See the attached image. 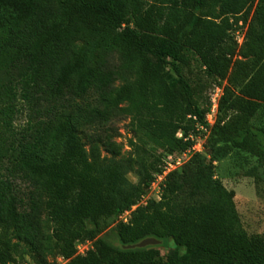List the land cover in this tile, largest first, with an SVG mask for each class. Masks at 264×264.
I'll return each instance as SVG.
<instances>
[{"label":"trees","instance_id":"obj_1","mask_svg":"<svg viewBox=\"0 0 264 264\" xmlns=\"http://www.w3.org/2000/svg\"><path fill=\"white\" fill-rule=\"evenodd\" d=\"M190 55L223 90L210 152L171 171L161 198L119 221L112 239L111 220L206 124L212 91L203 98L184 75ZM0 73V264H18L22 245L38 264L54 252L65 264H154L170 242L165 264H264V233L246 231L214 164L233 149L264 163V0H0ZM18 99L29 110L22 129ZM119 115L160 149L139 184L100 160L98 146L122 155ZM147 237L162 242L125 247ZM86 240L93 247L81 253Z\"/></svg>","mask_w":264,"mask_h":264},{"label":"rangeland","instance_id":"obj_2","mask_svg":"<svg viewBox=\"0 0 264 264\" xmlns=\"http://www.w3.org/2000/svg\"><path fill=\"white\" fill-rule=\"evenodd\" d=\"M247 28L248 26L246 25L244 29L247 30ZM241 36H244V31ZM239 45L241 46L242 44ZM162 71L167 73L170 81L178 82V76L172 66L166 65L162 68ZM183 73L192 85L196 86L198 93L203 98L210 96L214 81L206 75L196 56L190 55L188 63L183 67ZM2 82H7V76L0 73V83ZM123 83L124 81L119 80L117 85H122ZM17 104L21 111L17 114L14 125L17 129H22L27 124L29 110L22 100L18 99ZM111 124L117 130L118 142L123 146L122 155L114 158L103 151L101 146H98L100 160L104 164L112 162L123 164L128 185L139 184L143 179V162L146 161L148 164L153 162L160 155V149L147 138L142 129L133 123L130 117L125 115L116 116L111 120ZM202 132H197L194 137H202L203 152L208 155L210 152L207 140L209 133ZM87 149L91 152L92 145H88ZM214 164L216 177L234 194L237 210L246 231L251 235L264 233V181L261 178L264 163L245 151L233 149L223 158L216 160ZM152 183L147 189V196L158 198L159 186L158 184L151 186ZM20 185L22 191L26 190V184L20 182ZM121 220L123 218L120 216L111 220V224L104 231V234L115 239L116 225ZM92 247V241L86 240L78 243V250L82 253L87 252ZM169 249H174L173 242H170V247L160 248V260L154 264H165ZM185 252V249L179 250L180 254ZM21 256H23V259ZM66 262L67 259L59 252H54L50 255L48 264H65ZM18 264L38 263L27 251L26 247L22 245L18 248Z\"/></svg>","mask_w":264,"mask_h":264},{"label":"built area","instance_id":"obj_3","mask_svg":"<svg viewBox=\"0 0 264 264\" xmlns=\"http://www.w3.org/2000/svg\"><path fill=\"white\" fill-rule=\"evenodd\" d=\"M240 25H243V22H240ZM244 31V36H241V33ZM245 34L246 30L244 28H240L236 31V39L239 44H242L245 40ZM242 39V40H241ZM222 87L220 86H215V88L212 90L211 93V108L209 112L206 115V124L202 125H197L196 130L198 133H201L204 131L205 133L210 132V128L214 125V123L217 120V115H218V107H219V100L222 95ZM203 133V132H202ZM179 136H182V133L179 132ZM189 138L194 140V144L192 147L188 148L187 150L180 151V152H173V153H168L165 155L164 158V164L162 166V170L155 174V179L153 180V183L151 186H154V184H158L159 189H158V198L160 199L163 191V184L166 180L167 175L176 169H179L182 167L186 162L189 161L193 153L195 152H202L203 151V143L201 138L202 137H194V134L192 133ZM151 198V196H147V193L143 195V197L138 201L137 204L133 205L131 209L125 211L120 217L123 218V221H128L129 218L131 217V213L133 210H135L139 205H143L147 202V200ZM82 253V252H81Z\"/></svg>","mask_w":264,"mask_h":264},{"label":"water","instance_id":"obj_4","mask_svg":"<svg viewBox=\"0 0 264 264\" xmlns=\"http://www.w3.org/2000/svg\"><path fill=\"white\" fill-rule=\"evenodd\" d=\"M161 242H162L161 240H159L155 237H147L138 243L130 244V245H127L125 247L126 248L145 247L148 245H157V244H160Z\"/></svg>","mask_w":264,"mask_h":264}]
</instances>
